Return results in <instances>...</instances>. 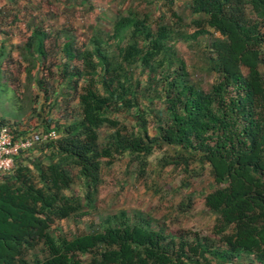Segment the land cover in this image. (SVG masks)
<instances>
[{"label":"trees","instance_id":"1","mask_svg":"<svg viewBox=\"0 0 264 264\" xmlns=\"http://www.w3.org/2000/svg\"><path fill=\"white\" fill-rule=\"evenodd\" d=\"M186 6L190 37L161 14L131 10L114 18L109 33L92 26L81 49L66 37L58 68L65 123L42 120L40 134L31 135L30 127L0 119L15 139L57 134L19 152L0 175V264H264V0ZM206 29L217 34L207 58L215 78L203 90L172 43ZM44 37L33 29L24 45L38 62ZM162 147L208 167L213 189L203 206L215 216L211 237L167 235L123 211L79 233L57 228L93 208L104 165L127 154L142 171Z\"/></svg>","mask_w":264,"mask_h":264},{"label":"rangeland","instance_id":"2","mask_svg":"<svg viewBox=\"0 0 264 264\" xmlns=\"http://www.w3.org/2000/svg\"><path fill=\"white\" fill-rule=\"evenodd\" d=\"M186 5L187 0H20L15 4L0 0V41L4 44L0 47V118L30 127L31 135L38 131L40 134L42 120L50 125L65 123L69 118L64 110L66 100L59 93L66 89L58 68L63 62L59 49L66 37L81 49L92 26L109 33L114 18L124 16L127 10L138 15L161 14L165 23L190 37L194 28ZM33 29L45 35L46 57L39 62L30 58L24 48ZM216 37V33L206 29L204 34L172 43L188 79L203 90L215 78L207 58L208 43ZM29 54L33 55L30 51ZM36 81L42 86L38 87ZM42 89L47 91L45 96ZM74 104L72 101L70 107ZM99 132L100 137L106 133L104 129ZM212 189L205 164L192 159L183 163L168 148L154 149L142 171L132 157L123 154L102 167L93 208L85 209V215L78 220H64L56 226L66 235L79 233L88 223L97 224L104 217L123 211L128 216L139 213L152 228L162 229L167 235L211 237L215 216L204 208L203 196ZM72 190L82 194L76 182Z\"/></svg>","mask_w":264,"mask_h":264},{"label":"built area","instance_id":"3","mask_svg":"<svg viewBox=\"0 0 264 264\" xmlns=\"http://www.w3.org/2000/svg\"><path fill=\"white\" fill-rule=\"evenodd\" d=\"M57 134L48 131L37 137L15 139L10 130L0 123V175L8 174L13 167L14 158L19 152L30 149L37 142L55 140Z\"/></svg>","mask_w":264,"mask_h":264},{"label":"crops","instance_id":"4","mask_svg":"<svg viewBox=\"0 0 264 264\" xmlns=\"http://www.w3.org/2000/svg\"><path fill=\"white\" fill-rule=\"evenodd\" d=\"M1 119V118H0Z\"/></svg>","mask_w":264,"mask_h":264}]
</instances>
